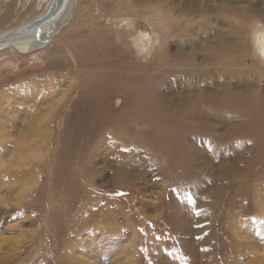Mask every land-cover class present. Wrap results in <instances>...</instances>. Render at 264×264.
<instances>
[{
	"label": "bare ground",
	"instance_id": "bare-ground-1",
	"mask_svg": "<svg viewBox=\"0 0 264 264\" xmlns=\"http://www.w3.org/2000/svg\"><path fill=\"white\" fill-rule=\"evenodd\" d=\"M50 1L0 0V25L15 14L22 16L17 26L0 30V58H4L8 54L14 56L33 52L36 59H41L37 56L38 50L48 49L56 34L61 32L63 26L69 24L76 16L80 18V24L88 23L89 25V30L79 33L81 35L77 36L75 47L70 51L71 61L74 63V73L78 72L77 77L80 80L74 84V91L61 107V109L63 108L61 113H64L62 126L50 136L52 141L46 146L47 150L39 149L38 154L31 153L29 157L27 153H24L17 157L13 163V165L22 168L29 166L35 159L41 160V165L37 167V170L40 171L39 179L31 180L34 173L28 170L24 171L18 179L22 181L21 185L25 190L27 189L25 182L28 179L35 182L34 186L39 188L29 195V200L26 202L17 201V208H0V224L1 222L15 221V219L21 220L20 224L14 223L8 225L7 228L1 225L4 231L13 230V227L16 229L22 224H30L29 219L33 217L32 224L37 225V230L30 235L29 239L17 235L10 238L2 237L0 239V256L7 247L11 253L7 257L4 255L0 258V264H22L24 261V264H103L104 259L108 255L111 256V253H107L105 244L102 243L103 240L96 239L97 234L105 230V226L101 224L100 220H107L109 216L107 209H110L111 205L117 206L118 202L112 204L113 201L109 200L105 203L106 206L102 204L100 191L96 187L99 185L97 180L103 181L109 176L107 173H111L119 181L133 182L149 171H158L166 177H171L172 185H174V193L172 192L173 194L162 201L166 208V217L161 225H166L167 234H163L164 231L159 226L153 227L154 229L149 227L150 225L145 222L147 219L141 216V221L143 219V222L146 223L144 234L137 240L132 237L127 243H124L127 234L109 233L107 235L108 244H114L110 250L123 249L127 251L137 245L136 241L143 243V246L149 242L150 253L157 259V264H213L215 240L217 239L215 229L219 225V221L227 218H223L219 212L224 210L229 204V200L225 199L226 194L219 200L215 197L211 203V211L203 212L201 216L193 214L192 204L186 200L185 193H182L185 185L188 186V184H184L187 182L184 180V176L189 171L196 175L199 170L198 165L204 163L208 155L207 151L203 155L197 152L199 147L194 138L198 136V133L213 138L215 147L210 144L214 149L212 155L217 158V161H220L222 157L230 156L233 152L234 142L231 143L229 139L234 130L231 127L224 129L222 124L220 130L223 136L219 141L217 140L219 137L215 135L217 128L205 123V120L208 119L220 122L222 117H225L223 114L224 101L221 99L207 100L208 102L199 100L201 96L207 97L208 92L205 95L199 94L198 100L192 99L191 102H187L183 98L181 104L175 107H172L170 100L159 92L161 86L159 82L169 70L170 64L157 67L156 65L167 59V50L171 51L174 41H179L178 49L185 47L184 44H191V42L186 43L187 38L185 37L177 39L172 36L166 37L169 27L173 25V20H177L180 16L176 15L169 7L165 6L163 10L148 0H144L142 7L135 5L134 0H126L124 4H121L119 0H109L110 2L104 3L115 11L118 8L121 9L119 11H122L123 15L119 17L118 23H122L121 25L127 29L130 36H133L132 32L136 30L135 22L138 17H145L150 24L152 22L158 24V29L152 27V32L136 30L134 41L137 53L142 54L137 57L146 59L141 63L131 61L127 53L118 52L117 47L122 42L118 40V44L112 43L108 32L99 31L98 24L95 25L96 16L83 12V0H69L61 17L55 22V27L51 23H45L39 33L32 30L21 35L7 37L9 33L21 30L33 18L44 12ZM244 1L250 5H246L245 10L237 13L228 8H220L222 14L211 13L210 10H213L214 7L210 0H206L204 4L199 0H193L189 7L190 10L186 9L187 15L201 12L206 19L205 22L208 23V26L204 27L208 29V35L203 38L199 36L200 30L194 25L195 29L190 28L192 38L194 37L201 44V41L205 42L206 37L213 36L211 40L208 39L210 44L208 43L205 48H209L212 41L216 40V45L219 46L216 48L220 49L208 50L207 53V58L216 63L212 66L216 65L217 69L224 71V74L219 73L216 77L214 75L205 77V79L210 78L209 92L213 90V87L216 88V85H222L223 91H227L226 82L229 78L238 80L237 83L234 81L235 84H238L245 76L242 74V69L238 68V60L233 61L232 52H229L233 49L230 40L223 43L226 33H218L223 34L222 36L215 35L216 30L212 26L213 18L211 17L213 14L218 18L221 17L224 25L230 24L232 18L239 17L241 20L238 27L243 30L242 22L247 24L246 20H251L249 18L254 16L252 13L254 6L261 13L264 12V8L260 7H263L262 0H253V3H251L252 0ZM29 2H32L30 8L27 6ZM34 6L40 9V13L29 20L24 19L25 14L21 11ZM153 6L163 10L165 15L152 16L154 13L148 12L145 8ZM99 11L102 16V11L100 9ZM190 22L187 21L186 25H189ZM163 28L165 30L161 31L160 29ZM256 31L254 44L258 52L261 53L264 52V25ZM97 33H104L105 40H99L96 36ZM240 34L243 38L242 32ZM163 36L166 37L165 40H162ZM47 37L48 39H46ZM118 38L124 44L127 43L119 35ZM157 43L160 48H166L163 53L154 58L152 63L153 60L150 61V59L153 57V50ZM124 44L121 46L123 47ZM114 46L115 48H113ZM227 57L232 65L235 67L237 65V68L232 69L228 66ZM261 59L264 60L262 57ZM155 69L159 74H156ZM223 75L225 81H220V77ZM182 87L187 88V84H183ZM250 87L251 85L244 88ZM257 100L264 103V98L251 94L249 98L245 99L246 103L235 108L233 113L235 117L243 121V125L241 124L243 131L247 128L251 134L259 137L258 143L262 150L264 149V139L260 136L264 137V116L259 111L263 108L256 104ZM225 103L231 104V100H226ZM180 107L182 116L176 118L172 109ZM121 108L124 110L123 113H120ZM231 115L224 118L223 123L231 121ZM248 119L254 120L256 123L250 126ZM245 121L249 125H246ZM110 123L114 124L110 130L113 134L107 138L106 130ZM138 124L141 127H138ZM99 137L101 139L98 140ZM224 137L226 143L223 144ZM238 143L245 144L246 141L240 140ZM48 150L50 152L46 155ZM45 155L46 158L43 159ZM220 167L221 178H229L230 168L228 169L225 163ZM43 172L48 176V179H44ZM254 182L256 187L264 186L262 176ZM258 189L262 188L258 187ZM199 191L201 190L199 189ZM256 196L262 199L261 192H258ZM0 202L9 205L2 196ZM122 208L124 207L122 206ZM125 208L127 207L125 206ZM34 209L36 210L35 216H33ZM135 209L134 207L129 208V212L136 211L137 209ZM259 211L264 213L263 200L259 204ZM197 225L201 227L199 228ZM84 230L90 233L86 236L81 235ZM198 234H201V238L195 241V236ZM2 243H6L8 246L2 245ZM169 244L172 245V249H167ZM201 247L203 251H199ZM22 250H25L24 258L21 257ZM77 252H80L79 255L76 254ZM8 259L11 260L10 263Z\"/></svg>",
	"mask_w": 264,
	"mask_h": 264
},
{
	"label": "rangeland",
	"instance_id": "rangeland-1",
	"mask_svg": "<svg viewBox=\"0 0 264 264\" xmlns=\"http://www.w3.org/2000/svg\"><path fill=\"white\" fill-rule=\"evenodd\" d=\"M119 1L121 4L126 2V0ZM148 1H151L154 6L163 10L165 6H167L176 15L180 16L177 20H173V25L169 27V31L166 35L167 38L170 36L174 39L185 37L187 38V44L191 42V44H184L185 47L178 49L179 41H174L171 51L168 52L167 50V59L156 65L157 67L170 64L169 70L159 82L161 85L159 92L170 100V105L172 107L181 104L183 98L187 102H191L192 99L198 100L199 94L205 95L206 92H208L207 97L201 96L199 100L206 102L207 100L221 99V101H224L223 114L225 117L223 116L220 122L218 120L208 119L205 120V123L214 125V127L217 128L215 135L219 137L217 139L219 141L221 140V136H223L220 130L222 124L224 125V129L231 127L234 130L229 139L231 143L232 141L234 142L233 152L230 156L226 155L222 157L220 159V161L222 160L221 162L219 160L217 161V158L212 155L214 151L212 147H215L212 141L213 138L198 133V136L194 138L199 147L197 152L203 155L207 151L208 155L204 163L198 165L199 170H197L196 175H193L192 172L189 171V173L184 176L186 179L183 177L184 180L187 181L184 184H188V186L185 185L182 190L184 192L182 193H185L186 200L192 204L193 214L201 216L203 212L211 211V203L215 197L219 200L226 194L225 199L229 200V204L224 210L219 212L223 218H227L223 221H219L220 223L215 229L217 232L215 233L217 239L215 240V254L212 263L264 264V213L259 211L260 202H262V200L264 202V186H258L262 188L258 189L254 182L260 176L264 179V149L260 150L258 136L251 134L250 130L248 131L247 128H245V131L242 130L241 124L243 125V121L235 117L233 113L235 108L246 103L245 99L249 98L251 94L256 97L260 96L264 98V60L261 59L254 44L256 30L264 25V12L261 13L259 9L254 6L252 12L254 16H252V18L250 16L249 18L251 20H246L247 24L242 20V26H244V28H242L243 30L238 27V23L241 20L239 17L235 19L232 18L233 22L231 20L229 22L230 24L224 25L225 23L222 21L221 17L218 18V16L214 14L211 16L213 18L212 26H214L213 28L216 30L215 35L222 36L226 33L223 43L226 40H230L233 49L229 52H232L231 56L234 58L233 61L236 59L238 60V68L242 69V74H245V76H243L238 84H235L238 80L229 78L226 82L227 91H223L222 85H216V88L213 87V90L209 92L210 89H208V86L210 83L208 82L210 78L205 79V77L210 75L216 77L219 73L224 74V71L219 68L217 69L216 65L212 66L216 63L207 58L208 50H220L216 48L219 47L218 44L216 45V40L212 41L209 48H205L208 43L210 44L208 39L211 40L213 36L206 37L204 39L205 42L201 41L200 44L194 37L192 38L190 33V28L195 29L197 27V29L200 30L199 36L203 38L205 35H208V29L204 28L208 26V23L205 22L206 19L204 15L201 12L191 15L186 14V9L190 10L189 7L193 0ZM243 1L244 0H210L214 7V9L210 11L218 15L221 13L220 8H228L237 13L238 11L245 10V8H247L246 5H250L247 1ZM262 1L261 4L263 7L260 6L261 9L264 8V2ZM108 2L110 1L103 0L100 2L99 0H83L82 9L87 15L96 16L97 20H94L95 25L98 24L97 28L100 32L109 33L112 43L118 44V40L122 42L119 43L120 45L117 47L118 52L121 54L127 53L131 61L133 60L138 63L145 62L146 59H139L137 57L142 56V54L139 55L137 53L134 35L137 29L152 32V27L158 29V24H153V22L150 24L149 20H146L145 17H136V30H133V36H130L127 33V29L121 25L122 23H118L119 17L123 15V12L119 11L121 10L120 8L115 11L109 5L104 4ZM143 2L144 0H134L133 3L142 7ZM199 2L204 4L206 0H199ZM31 3L29 2L27 5L29 8L31 7ZM251 3H253V0ZM237 5L241 6L243 9L239 8ZM154 6L145 9L148 12L154 13L152 16H157L159 14H161V16L165 15L163 10H159ZM28 7L21 11L25 14L24 19L29 20V18L40 13V9L36 6L31 9ZM99 9L102 11V16H100ZM21 17L22 16H18V14L8 17L9 19L7 18V21L0 25V30H7L9 27L17 26L20 23ZM79 21L80 18L76 16L69 24L63 26L61 32L56 34L48 49H39L37 56L41 57V59H36L33 52L20 53L14 56L8 54L6 57L0 58V197H4L6 202L9 203V205H4L0 202L1 209L3 207L6 209L17 208V203L19 201L26 202L29 200V195L39 188L34 186L35 182H31V180H35L36 178L39 179L40 171L37 170V167L41 165V160L38 161V159L34 158L35 160H33L29 166L22 168L13 165V163L17 157L24 153H27L29 157L31 153L38 154L39 149L45 148L47 150L48 147L46 146L52 141L50 136L63 124L62 118L64 113H61L63 112V108L61 109V107L70 97L69 95L74 91V84L80 80V78L77 77L78 72L74 73V63L71 61L72 57L70 51L75 47V40L77 36L81 35L79 33L89 30L88 23L84 25L80 24ZM187 21H191L189 25H186ZM200 24H202L203 27L200 26ZM194 25H196V27ZM160 30L164 31L165 28ZM240 32H242L243 38ZM104 33H97V38L99 40H105L106 35ZM118 35L127 43L124 44V42L118 38ZM163 37L162 40H165L166 37ZM121 44H124L123 47ZM113 48H115V46ZM164 48L166 47L160 48L157 43L153 50V57L150 59V61L153 60L152 63L154 62V58H157L159 54L164 52ZM229 60L230 59L227 57V62ZM228 64L232 69L237 68V65L235 67L232 65L231 61H229ZM156 71L155 69V72ZM156 74H159V72H156ZM220 79V81H225V76H221ZM183 84H187V88L182 87ZM249 85H251L250 88H244ZM226 100H231V104L225 103ZM256 104L264 109V103H261L260 100H257ZM263 109L259 111L261 115L264 116ZM123 112L124 110L121 108L120 113ZM181 112V107L172 109V113L176 118L182 116ZM230 114H232L230 116L232 120L223 123L224 118L228 117ZM246 122L247 121H245V124H250V126L256 123L254 120H249V124ZM113 126L114 124H109L106 130L107 138L113 134L110 131ZM138 127H141L140 124H138ZM260 137L264 139L263 136ZM99 139L101 138L99 137L98 140ZM223 139L224 144L226 143L225 137ZM240 140H245L246 143H238ZM210 144H212V147ZM49 152L50 150L46 152V155H48ZM46 155L43 159L46 158ZM224 163L228 169L230 168L229 178H221V174L219 173L221 168L220 165ZM27 170L34 173V175H32L31 180L28 179L25 182L27 185V189L25 190L21 185L22 181L18 179H20L22 173ZM107 175L109 176L104 179L105 181L99 182L97 180L99 185L96 187L100 191L99 195L101 202L106 206L107 204L105 203L112 200V204L118 202V205L121 207L118 205H111V207H109L110 209H107L109 211L108 219L105 221L100 220L101 224L105 226V230L99 232L96 239L103 240L102 243L105 244L106 251H108L107 253H111V256L108 255V257L104 259L103 264H157V259L150 253L151 248L149 242L143 246V243L136 241L137 245L132 249L130 248L127 251L123 249L113 251L114 249L110 250V248L113 247L114 244H108L109 238L107 235L109 233H117L119 235L121 233L127 234L124 243H127L132 237L137 240L146 230L144 227L146 223L143 222V219L141 221V216L148 220L145 222L150 225L149 227L153 228L159 226L164 231L163 234H167L166 225H161L166 217V208L164 204H162V201L174 193L172 178L166 177L158 171H149L142 177L133 180V182L128 180L119 181L116 177L112 176L111 173H107ZM43 177L44 179H48L45 173ZM199 189L201 191H199ZM193 191L195 192L193 193ZM20 192H22V195H20ZM258 192L262 193V199L256 196ZM124 205L127 208H125ZM122 206L125 209L122 208ZM132 207L137 210L135 209L136 211L129 212V208ZM35 214L36 210L34 209L33 216H35ZM29 220L30 224H22L21 227L16 229L13 227L14 231L9 229L4 231L3 227L7 228L9 227L8 225H13L14 223L20 224L21 220L15 219V221L3 222L5 226L1 222L0 239L4 236L10 238L16 235L29 239L30 235L37 230V225L32 224V221H34L33 217ZM138 221H140V223H138ZM141 229H143V231H141ZM89 233L84 230L81 232V235L83 234V236H86ZM200 238L201 234L196 235L195 241L200 240ZM6 243H2V245L8 246ZM167 243H169L168 240ZM28 246L27 248L30 249ZM217 246L218 248H216ZM219 247L221 248L219 249ZM8 248L9 247L3 250L0 258L4 255V257H7L8 254L11 253ZM167 249H172V245L169 244ZM24 251L25 250H22V258L26 255H24ZM199 251H203V248L201 247ZM80 252L76 254L79 255L78 253ZM10 262L11 260H9V263ZM24 262L22 264H24Z\"/></svg>",
	"mask_w": 264,
	"mask_h": 264
},
{
	"label": "water",
	"instance_id": "water-1",
	"mask_svg": "<svg viewBox=\"0 0 264 264\" xmlns=\"http://www.w3.org/2000/svg\"><path fill=\"white\" fill-rule=\"evenodd\" d=\"M68 2L69 0H51L48 8L44 12L33 18L31 22L25 25L21 30L9 33L7 37L21 35L32 30H36L37 33H39L45 23H51L54 25L53 27H55V22L61 17ZM48 37L46 39H48Z\"/></svg>",
	"mask_w": 264,
	"mask_h": 264
},
{
	"label": "clouds",
	"instance_id": "clouds-1",
	"mask_svg": "<svg viewBox=\"0 0 264 264\" xmlns=\"http://www.w3.org/2000/svg\"><path fill=\"white\" fill-rule=\"evenodd\" d=\"M262 58H264V52L259 53Z\"/></svg>",
	"mask_w": 264,
	"mask_h": 264
},
{
	"label": "snow or ice",
	"instance_id": "snow-or-ice-1",
	"mask_svg": "<svg viewBox=\"0 0 264 264\" xmlns=\"http://www.w3.org/2000/svg\"><path fill=\"white\" fill-rule=\"evenodd\" d=\"M175 191V190H174ZM197 227H200V225H197ZM141 231H143V229H141Z\"/></svg>",
	"mask_w": 264,
	"mask_h": 264
}]
</instances>
